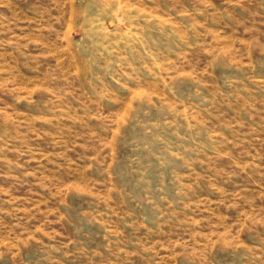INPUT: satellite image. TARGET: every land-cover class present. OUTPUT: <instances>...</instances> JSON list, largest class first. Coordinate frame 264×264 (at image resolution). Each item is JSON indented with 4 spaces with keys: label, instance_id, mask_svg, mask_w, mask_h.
I'll use <instances>...</instances> for the list:
<instances>
[{
    "label": "rangeland",
    "instance_id": "obj_1",
    "mask_svg": "<svg viewBox=\"0 0 264 264\" xmlns=\"http://www.w3.org/2000/svg\"><path fill=\"white\" fill-rule=\"evenodd\" d=\"M0 264H264V0H0Z\"/></svg>",
    "mask_w": 264,
    "mask_h": 264
}]
</instances>
